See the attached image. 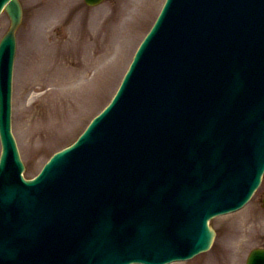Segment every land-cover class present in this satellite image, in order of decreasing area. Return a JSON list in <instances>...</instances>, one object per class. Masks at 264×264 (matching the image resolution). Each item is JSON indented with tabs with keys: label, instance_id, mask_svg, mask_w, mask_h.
Masks as SVG:
<instances>
[{
	"label": "rangeland",
	"instance_id": "374dc122",
	"mask_svg": "<svg viewBox=\"0 0 264 264\" xmlns=\"http://www.w3.org/2000/svg\"><path fill=\"white\" fill-rule=\"evenodd\" d=\"M21 1L24 19L17 33L13 131L27 166V174L33 175L48 155L72 141L112 96L163 0H135L136 14L131 16L129 13L134 6L131 4H123L120 8L112 4V0H106L97 7H87L82 0H55L57 11L47 15L43 9L46 16L43 20H39L36 13L38 8L47 7L48 0ZM34 3L44 6H34ZM111 20L114 25H119L120 32L116 33L119 36L109 46H96L93 36L96 33L100 35V26ZM35 21L36 28L41 22L37 30L42 32L45 29V35L35 31L31 34ZM9 24L7 14H2L0 38ZM47 42L54 44L56 50L53 54ZM82 49H85L84 53ZM262 190L243 211L212 220L213 226L220 231L217 246L223 239L226 240L224 228L234 224L238 232L248 230V238L253 226L247 219L249 215H244L250 211L254 216L256 213L257 241L248 245L242 243L245 239L240 240L237 248L244 253V264L247 250L252 245L264 243V207L259 201ZM230 234L228 231L227 240L231 238ZM216 255L213 249L185 264H204L207 257ZM239 261L238 264H243L242 259Z\"/></svg>",
	"mask_w": 264,
	"mask_h": 264
},
{
	"label": "water",
	"instance_id": "95a60500",
	"mask_svg": "<svg viewBox=\"0 0 264 264\" xmlns=\"http://www.w3.org/2000/svg\"><path fill=\"white\" fill-rule=\"evenodd\" d=\"M14 9V8H12ZM17 14L13 13L14 21L16 22L17 18H15ZM12 37V35H9ZM7 36V37H9ZM9 83L6 90L0 91V98H1V125L2 128L8 131V111H9V98H10V89Z\"/></svg>",
	"mask_w": 264,
	"mask_h": 264
}]
</instances>
